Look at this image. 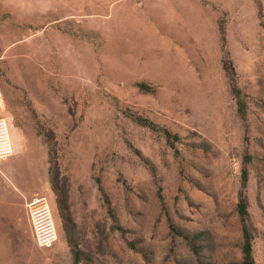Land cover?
Listing matches in <instances>:
<instances>
[{"label":"rangeland","instance_id":"374dc122","mask_svg":"<svg viewBox=\"0 0 264 264\" xmlns=\"http://www.w3.org/2000/svg\"><path fill=\"white\" fill-rule=\"evenodd\" d=\"M0 118V264H264V0H0Z\"/></svg>","mask_w":264,"mask_h":264},{"label":"built area","instance_id":"2783aa9c","mask_svg":"<svg viewBox=\"0 0 264 264\" xmlns=\"http://www.w3.org/2000/svg\"><path fill=\"white\" fill-rule=\"evenodd\" d=\"M13 142L7 121L0 118V159L13 153ZM30 216L37 244L51 247L59 239L52 208L45 198H36L30 204Z\"/></svg>","mask_w":264,"mask_h":264},{"label":"trees","instance_id":"16d2710c","mask_svg":"<svg viewBox=\"0 0 264 264\" xmlns=\"http://www.w3.org/2000/svg\"><path fill=\"white\" fill-rule=\"evenodd\" d=\"M233 80V78L231 77ZM144 124L150 126H156L154 123H150L147 119H142ZM165 134L168 137V140H172V133L165 129ZM239 213L244 224L245 233H244V245H243V252H244V260L241 264H256L254 254H253V242L252 236L247 226V218H248V200L245 195H242L239 202ZM78 264V262L76 263Z\"/></svg>","mask_w":264,"mask_h":264}]
</instances>
